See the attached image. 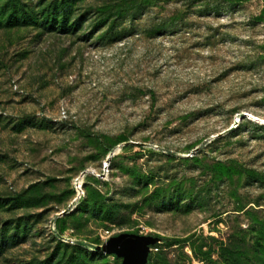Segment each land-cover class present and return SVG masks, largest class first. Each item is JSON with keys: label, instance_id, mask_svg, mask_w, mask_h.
I'll return each instance as SVG.
<instances>
[{"label": "rangeland", "instance_id": "374dc122", "mask_svg": "<svg viewBox=\"0 0 264 264\" xmlns=\"http://www.w3.org/2000/svg\"><path fill=\"white\" fill-rule=\"evenodd\" d=\"M17 1L0 264H122L97 250L120 233L147 264H264V0H78L67 33Z\"/></svg>", "mask_w": 264, "mask_h": 264}, {"label": "trees", "instance_id": "16d2710c", "mask_svg": "<svg viewBox=\"0 0 264 264\" xmlns=\"http://www.w3.org/2000/svg\"><path fill=\"white\" fill-rule=\"evenodd\" d=\"M77 1L78 0L48 1L47 5L39 13H37L38 18H42L43 22L46 24L58 26L60 29H62V32L67 33L68 20L71 16L74 15L73 11ZM11 2V7H9L6 2V6L4 5L2 8L3 13L0 18V28L22 26L36 21V15L27 12L24 6H19V2L17 0H11ZM42 3L43 0L42 2H40V4ZM84 15L86 16V13ZM108 20V16L103 17V15H101V19L98 21L96 26L104 27L108 23ZM78 21H82V17H79Z\"/></svg>", "mask_w": 264, "mask_h": 264}, {"label": "water", "instance_id": "95a60500", "mask_svg": "<svg viewBox=\"0 0 264 264\" xmlns=\"http://www.w3.org/2000/svg\"><path fill=\"white\" fill-rule=\"evenodd\" d=\"M155 241L156 239L151 236L120 233L112 236L104 247L97 246V250L121 257L122 264H147L150 245Z\"/></svg>", "mask_w": 264, "mask_h": 264}, {"label": "built area", "instance_id": "2783aa9c", "mask_svg": "<svg viewBox=\"0 0 264 264\" xmlns=\"http://www.w3.org/2000/svg\"><path fill=\"white\" fill-rule=\"evenodd\" d=\"M75 185H76L78 188H79V187H80V188L82 187V186H81V182H80L78 179L76 180Z\"/></svg>", "mask_w": 264, "mask_h": 264}, {"label": "bare ground", "instance_id": "6f19581e", "mask_svg": "<svg viewBox=\"0 0 264 264\" xmlns=\"http://www.w3.org/2000/svg\"><path fill=\"white\" fill-rule=\"evenodd\" d=\"M80 181H81V178H80ZM77 190L79 191V188L77 187Z\"/></svg>", "mask_w": 264, "mask_h": 264}]
</instances>
